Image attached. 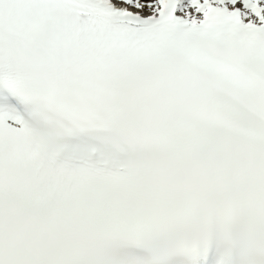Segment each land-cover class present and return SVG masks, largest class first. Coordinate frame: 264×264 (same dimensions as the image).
<instances>
[{
	"label": "snow or ice",
	"instance_id": "obj_1",
	"mask_svg": "<svg viewBox=\"0 0 264 264\" xmlns=\"http://www.w3.org/2000/svg\"><path fill=\"white\" fill-rule=\"evenodd\" d=\"M0 264H264V0H0Z\"/></svg>",
	"mask_w": 264,
	"mask_h": 264
}]
</instances>
